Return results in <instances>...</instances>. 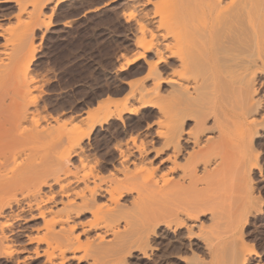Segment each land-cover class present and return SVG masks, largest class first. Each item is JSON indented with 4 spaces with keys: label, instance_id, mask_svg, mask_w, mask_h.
I'll return each instance as SVG.
<instances>
[{
    "label": "bare ground",
    "instance_id": "1",
    "mask_svg": "<svg viewBox=\"0 0 264 264\" xmlns=\"http://www.w3.org/2000/svg\"><path fill=\"white\" fill-rule=\"evenodd\" d=\"M3 1L7 0H0ZM12 1L18 6L17 22L26 23L31 34L47 0H31L28 5L22 0ZM159 1L153 6L156 18L152 23L162 42H156L152 34V39L141 44L142 51H138L154 75L152 87H135L132 103L126 101L121 108V104L113 110V105H104L89 127L111 116L120 117L124 111H134L135 103L153 107V97L161 83L157 67L163 63L168 75L162 82L169 84L171 99L207 98L209 105L206 111L195 114V129L186 138L191 142L190 151L182 157V164L176 160L181 152V109L173 111L164 129L157 128L156 135L163 138L162 146L171 149L167 155L170 175H156L151 163H146L143 141L133 145L137 159H131L132 147L130 150L117 144V170L107 175L103 185V178L96 173L91 174L90 185L88 173L70 172V156H77L82 162L81 139L88 131L68 133L69 146L58 155L54 124L59 119L48 116L50 121L47 119L48 123L40 126V89L28 70L33 56L23 57L17 51L0 58V214L6 202L17 196L15 191L20 189L21 181H25L21 198L27 207H35L43 219L44 232L38 239L44 243L43 252L50 262L57 259L56 264H63L68 252V258L76 259V251L82 250L84 255H90L89 264H114L122 254L126 255L124 250L136 247L143 251L149 239L148 229L154 231L158 224L182 227L184 233L202 238L209 261L201 264H245L249 258L251 251L244 246L241 220L260 202L253 195L250 171L257 164L252 153L253 136L264 123L256 95V80L264 73V0ZM139 22L143 34L148 28L144 24L147 19ZM28 33L19 32L18 42H28L32 36ZM150 51L153 62L145 57ZM16 66L20 70L12 77ZM208 117L210 126L206 124ZM25 138L39 142L28 145L29 139ZM56 168L67 170L68 174L52 172ZM38 169L48 172L36 173ZM79 182L82 187L75 190L72 185ZM52 185L57 186L55 191ZM43 187L50 189L43 192ZM126 194H131V200L120 204ZM99 195L105 198L103 204L98 201ZM57 197L61 208L54 210L51 204ZM102 207L106 208L103 216ZM85 211L90 219L79 226L76 221ZM204 214L206 220L199 219ZM78 226L80 232H76ZM91 229L95 230L91 239L89 235L82 241L81 234H88ZM107 234L113 238L106 240ZM123 256L120 262L124 261Z\"/></svg>",
    "mask_w": 264,
    "mask_h": 264
},
{
    "label": "rangeland",
    "instance_id": "2",
    "mask_svg": "<svg viewBox=\"0 0 264 264\" xmlns=\"http://www.w3.org/2000/svg\"><path fill=\"white\" fill-rule=\"evenodd\" d=\"M22 1L28 5L31 0ZM157 1L159 0H47L44 4L46 6L42 7L39 24L31 34L28 33L30 28L26 23L22 22L20 25L16 20L18 13L16 3L12 0L0 2V58L17 51H20L23 57L30 54L33 56L32 61H29L28 70L29 73L31 72L29 75L36 77L38 90L40 89L37 93L40 126L50 121L48 116H56L55 118L59 119L58 123L54 124L59 137L56 143L58 155L68 148V139L73 132L88 131V134L81 139L84 154L81 157L82 162L77 156H70L68 167L70 172L88 173L90 185L93 174L96 173L103 178L101 182L103 185L106 177L117 170L118 156L114 148L119 145L129 149L132 147L131 154L134 156L130 155L132 157L130 158L137 159L139 156L134 146L142 141L146 145V163L147 161L151 163L150 166L155 169L156 175H170L171 162L167 159V155L171 153V149L162 146L163 138L156 135V131L167 126L174 110L179 112L181 109L179 115H184L185 118L183 117L180 126L181 152L176 160L178 164H182L184 162L182 157L184 158L185 153L190 151L191 142L186 138L189 132L192 133L195 129V114L206 111L209 106L207 98L171 99L173 97L168 95L169 84L162 82L168 75L162 63L157 67L161 75L159 79L161 83L158 94L153 97V107H139L135 103L134 111L127 113L124 111L120 117L113 116V119L111 116L100 124L89 127L91 120L101 113L102 107L113 105L110 107L113 110L121 104L119 106L121 108L126 101L132 103V90L135 87L141 84L148 88L152 87L154 75L148 71V66L139 57L138 51H142L141 44L150 41L153 35L156 37L153 38L154 40L162 42V39H158L155 23H152L156 18L155 15L153 16V6ZM22 19L26 21L24 13ZM146 19L147 25L144 24L146 28L148 27V31L141 34L138 28L139 21ZM149 20L151 24L148 23ZM19 32H27L32 36L28 38V42L19 43L17 40ZM145 57L148 62L154 60L152 51L146 52ZM127 60L129 63L126 64ZM19 70L20 67L16 66L11 76L17 75ZM256 81L258 85L256 95L258 94L260 101L259 114H263L264 117V73H260ZM190 113L194 117L189 115ZM211 123V117H208L207 126ZM68 133H71L69 137ZM27 139L29 138H25ZM26 142L28 145H33L39 140L29 139ZM252 142L254 147L252 149L255 150H252V153L257 157V164L252 167L250 177L253 181L251 182L253 195L260 200V209L259 207L256 210L252 209L254 213L250 212L251 215L248 213L244 220H241L242 231H240L245 248L251 251L245 264H264V123L258 128L257 135L254 134ZM43 171L48 172L44 169L35 172ZM52 172H59L60 175L68 174L67 170L58 168ZM176 172L178 170L172 174ZM72 186L78 190L82 187V183H75ZM25 187V181H21L20 189L15 191L17 196L9 203L6 200L0 214V223H2L0 238L1 236L3 238V241L2 238L0 240V264H56L57 259L52 262L47 259L43 252L44 243L38 239L44 232L42 217L35 207H27L21 198ZM56 187L52 185L51 189H57ZM49 189L43 187L42 191L48 192ZM100 195L101 200L98 201L103 204L105 198ZM57 199L58 197L55 204H51L54 210L61 208V203ZM130 200L131 194H126L120 198L119 203L127 204ZM105 209V207L101 208V216L104 215ZM84 213L76 221L79 226L80 223L87 224L90 219L89 212ZM204 215L199 219L204 220L206 214ZM133 218L136 220V217ZM121 223L123 224L122 219L119 220V225H122ZM79 226L76 232H80ZM148 230L149 239L146 248L143 247V251L139 248H137L139 250L134 249L136 247H131L128 252L124 250L126 255H121L124 261L120 262L121 258H118L116 264L119 262L120 264H201L209 261L205 241L196 238L194 234L184 233V228L158 224L154 231ZM94 231L91 229L88 234H81V240L84 241L89 235L91 239ZM106 236V240L113 238L110 234ZM70 254L67 253L63 264L91 262L90 255H84L82 250L76 251L75 255L77 258L80 257L79 259L68 258Z\"/></svg>",
    "mask_w": 264,
    "mask_h": 264
}]
</instances>
